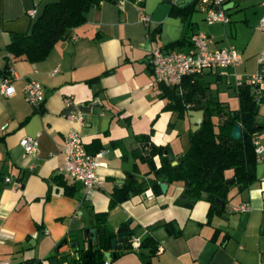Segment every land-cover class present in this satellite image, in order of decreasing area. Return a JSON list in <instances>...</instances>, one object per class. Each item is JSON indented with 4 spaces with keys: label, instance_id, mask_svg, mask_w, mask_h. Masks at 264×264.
<instances>
[{
    "label": "crops",
    "instance_id": "1",
    "mask_svg": "<svg viewBox=\"0 0 264 264\" xmlns=\"http://www.w3.org/2000/svg\"><path fill=\"white\" fill-rule=\"evenodd\" d=\"M56 1L0 0V71L7 62L11 34L30 32L45 6ZM140 3L104 0L90 8L85 22L56 42L45 58H20L12 64L7 77L15 94H0V126L6 124L0 129V260L52 264L57 259L67 264L62 255L86 249L84 231L97 226L96 213L107 211L106 223L114 233L127 225L141 239L151 233L157 247L151 252L122 246L116 250L121 254L105 258V264H264V151L257 156L254 179L245 187H231L224 207L212 208L205 197L188 202L180 198L183 186L172 183L165 192L148 189L109 209L115 189L149 174V162L143 158L148 143L141 136L167 144L176 159L189 146L178 129L179 120L189 116L165 108L168 100L161 97L155 80L152 48L189 51L193 37L203 32L211 48L237 49L242 56L239 65L199 76L227 110L238 108L237 86L251 83L249 76L261 71L258 56L264 55V0H235L227 8L229 21L212 24L205 21L199 0ZM28 79L44 88L39 106L25 98ZM65 98H71L67 107ZM70 112L82 114L83 122L68 119ZM257 119L262 125L255 136L264 148V101ZM189 127L192 131L191 123ZM71 130L89 150L105 151L97 170L103 183L91 194L64 170L62 146ZM37 133L38 151L26 153L20 139ZM154 162L159 165L158 156ZM121 180L125 182L119 184ZM241 204L248 209L232 210ZM64 238L67 243L57 249Z\"/></svg>",
    "mask_w": 264,
    "mask_h": 264
},
{
    "label": "trees",
    "instance_id": "2",
    "mask_svg": "<svg viewBox=\"0 0 264 264\" xmlns=\"http://www.w3.org/2000/svg\"><path fill=\"white\" fill-rule=\"evenodd\" d=\"M102 1L104 0H58L47 4L33 23L30 32L11 34L6 46L7 62L0 71L1 76L7 77L11 74V67L16 59L38 61L45 58L56 42L68 38L73 28L85 22L86 12L92 7L99 6ZM137 1L139 4L142 0ZM200 74L185 76L177 85L156 80L161 97L168 100L165 108L177 110L180 117H184L189 109L204 110L200 128L189 133V146L179 157L182 162L172 165L166 153L167 144L157 145L149 142V136H141L148 143L143 158L149 162L158 156L159 165L153 169L149 164V174L141 181L127 182L121 188L115 189L111 194L109 209L131 195L142 194L148 189L159 193L161 183H180L188 202L192 203L205 197L211 207L215 208L217 204L214 198L225 202L231 187H245L254 179L257 155L253 139L262 125L257 119L259 103L255 100L254 85L248 82L239 84L238 108L227 110L223 102L214 100L211 94H207L210 85L199 79ZM203 100L205 103L202 106ZM236 123L241 126V136L233 139L230 132ZM86 149L91 154L96 153V150H89L87 147ZM228 170L231 171V175L227 176ZM229 177L235 178V182L226 184ZM107 215V211L95 214L96 227L103 228L97 233L95 242L86 249L78 248L75 255L63 254L62 262L106 263L104 254L111 249V239L115 236L107 226ZM132 236L123 244L125 250L139 251L143 248H149L151 252L156 250L157 242L151 233L141 239L138 248L132 247L130 242ZM121 252H116V257Z\"/></svg>",
    "mask_w": 264,
    "mask_h": 264
},
{
    "label": "built area",
    "instance_id": "3",
    "mask_svg": "<svg viewBox=\"0 0 264 264\" xmlns=\"http://www.w3.org/2000/svg\"><path fill=\"white\" fill-rule=\"evenodd\" d=\"M234 1L199 0V5L205 14L204 19L208 24L215 22L225 23L229 21L225 5ZM33 12L31 10L29 13L33 14ZM141 19L147 21L148 16L142 14ZM260 29L264 30V16L260 19ZM209 44L210 37L203 32H198L193 37V47L189 51L164 53L159 48H152L150 53L155 80L177 85L180 84L185 76L200 74L216 68L235 67L240 64L242 59L241 53L233 46L228 45L220 48H211ZM258 62L261 65V69L264 70V55L260 54L258 56ZM249 79L254 85L255 100L260 104L264 101V73L257 71L251 74ZM15 91V87L9 77H0L1 95L12 96L15 94ZM24 94L30 104L39 106L44 99V88L39 81L28 79L25 82ZM70 102L71 98H65L64 106H69ZM66 117L79 123H82L84 120V116L76 112H70ZM5 127L6 124H3L0 126V129H4ZM39 136L40 133H37L33 136H23L20 139L19 143L26 153H35L38 151ZM253 143L255 145L256 155L261 157L264 148H262L256 136L253 139ZM62 152L65 159V172L75 181L80 182L87 194H91L94 190L102 186L103 179L99 176L97 170L101 165L100 158L105 154L104 150H100L95 154L89 153L80 134L76 130H71L64 137ZM5 180L10 181V178L6 177ZM247 209V204L232 206L233 211ZM130 242L133 248H138L141 238L132 236ZM0 264H10V262L8 260H0Z\"/></svg>",
    "mask_w": 264,
    "mask_h": 264
},
{
    "label": "water",
    "instance_id": "4",
    "mask_svg": "<svg viewBox=\"0 0 264 264\" xmlns=\"http://www.w3.org/2000/svg\"><path fill=\"white\" fill-rule=\"evenodd\" d=\"M189 1H191V0H184V4L189 2ZM232 4H233V2H229V3H227L225 5V7L228 8ZM261 72L264 73V70L261 69ZM207 94L210 95V90H207ZM187 114L189 116V121L192 124V131H196L197 129L200 128V125L202 123L204 110L203 109H198V110L191 109V110L187 111ZM221 124H223V122H221ZM230 136L233 139L240 138V136H241V126H240L239 123H236L233 126V128H232V130L230 132ZM166 153H167V157H168V159H169V161L171 162L172 165H177V164L182 162L181 158H178V159L175 158V156L173 155V153H172L170 148H167ZM149 164L151 165V167L153 169L156 167L154 160H150ZM127 179L130 181L131 180L130 176ZM124 182H125V180H121L118 183L120 184V183H124ZM234 182H235V178H230V179L226 180V184H232ZM160 187H161V190L163 192H165L166 188H167V184L166 183H161ZM239 188H241V186H239ZM180 198H182V199L186 198V194L183 193L180 196ZM214 201H215V203L217 205H220L222 207H224V205H225V202L220 200L219 198H214ZM130 222H131V219H128L126 221L127 224H130ZM102 230H103V228L91 227V228H88V229H86L84 231V238L88 239L89 246H91L95 242L97 233L99 231H102ZM132 235H133V230L129 229L127 225H122V226L118 227L115 230V236L111 239V250L106 251L105 254H104L105 258L107 260H110L111 258L116 257V250L117 249H121L123 244L126 243L129 240V237L132 236ZM66 243H67V239L64 238L57 245V249L60 248L63 244H66ZM72 244L73 245H77L78 242H73ZM51 263L52 264H58V260L57 259H52Z\"/></svg>",
    "mask_w": 264,
    "mask_h": 264
},
{
    "label": "rangeland",
    "instance_id": "5",
    "mask_svg": "<svg viewBox=\"0 0 264 264\" xmlns=\"http://www.w3.org/2000/svg\"><path fill=\"white\" fill-rule=\"evenodd\" d=\"M210 90V89H209ZM184 120L185 121H183L182 119H180L179 120V126H178V129H179V131H180V133H181V135H183V138H185L186 140H188L189 141V133H190V127H189V123H190V121H189V119H188V117L187 116H185L184 117ZM184 125V126H183ZM228 175H231V171L230 170H228L227 171V176ZM230 178V177H229ZM234 187V186H233Z\"/></svg>",
    "mask_w": 264,
    "mask_h": 264
}]
</instances>
